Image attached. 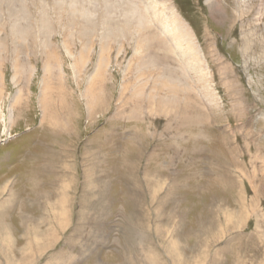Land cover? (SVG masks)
<instances>
[{"label":"rangeland","instance_id":"rangeland-1","mask_svg":"<svg viewBox=\"0 0 264 264\" xmlns=\"http://www.w3.org/2000/svg\"><path fill=\"white\" fill-rule=\"evenodd\" d=\"M0 264H264V0H0Z\"/></svg>","mask_w":264,"mask_h":264},{"label":"bare ground","instance_id":"bare-ground-1","mask_svg":"<svg viewBox=\"0 0 264 264\" xmlns=\"http://www.w3.org/2000/svg\"><path fill=\"white\" fill-rule=\"evenodd\" d=\"M12 1V0H11ZM15 2V1H14ZM13 2V3H14ZM151 6V5H150ZM136 14V13H135ZM145 16H140L139 18H140V20L141 21H143V19H145V21H148V19L147 18H144ZM148 17V16H147ZM174 17L175 18H173V19H175V22H176V24L178 25L177 26V28H176V26H175V28L177 29H175V30H173V32L172 33H170V36H168V37H171V38H173L174 39V41L178 44V45H181L182 44V42L181 41H183V40H181V39H184L189 45H187V46H189L190 47V49L192 50L191 52H194V55H195V57L197 58V59H199L200 60V58H201V55H200V53H199V51H198V48H197V46H196V44L195 43H193L192 42V32H191V30H190V28H189V26L187 25V24H184V22L179 18V17H177V15H174ZM149 18V17H148ZM150 20V19H149ZM144 22V21H143ZM150 22V21H149ZM149 22L147 23V24H149ZM142 24H144V23H142ZM175 24V25H176ZM152 26L149 24V29L150 30H148L149 32H148V35L149 36H154V29H153V27L151 28ZM166 27H168V26H166ZM171 27V26H170ZM173 27V26H172ZM174 28V27H173ZM23 31H24V28L21 26V25H19V24H15V26L13 25V29H12V32L14 33V34H23ZM147 31V30H146ZM179 31V32H178ZM167 33V32H166ZM157 35V34H156ZM167 35H169V34H167ZM16 36V35H15ZM19 37V36H18ZM16 37H14L13 39H15ZM14 42H15V40H14ZM16 43V42H15ZM185 44V43H184ZM160 45V44H159ZM15 48L16 49H19V50H21L22 49V45H15ZM14 48V49H15ZM15 49V50H16ZM23 50V49H22ZM183 52H184V54H188V51L187 50H183ZM22 53V52H21ZM51 54V53H50ZM53 54H51L50 56H52ZM185 57H186V59H187V56L185 55ZM189 57V56H188ZM52 58H54V57H52ZM51 59V58H50ZM190 60V59H189ZM50 61V60H49ZM200 62V61H199ZM16 66L17 67H21L22 66V68H23V64L21 65V63H22V60H20L19 58L16 60ZM75 65H77V64H75ZM50 66H51V62H49V64L47 65V70L46 71H49V68H50ZM52 66H53V64H52ZM26 67V66H25ZM194 67V66H193ZM22 68H21V70H22ZM77 68V67H76ZM77 70H79L78 68H77ZM80 71V70H79ZM196 71V70H195ZM19 72H20V70H19ZM52 76H51V75ZM50 74L48 75V80H47V82L45 81V83H44V89L42 90V92H44V90H50V88H48L49 86H50V82L53 80V74H52V72H50ZM180 77V76H179ZM199 78H201V77H199ZM206 78V77H205ZM46 79V78H45ZM175 88H177L176 86H175ZM52 89V88H51ZM182 89V88H181ZM48 90V91H49ZM88 90V89H87ZM90 90V89H89ZM92 90V89H91ZM178 90V89H177ZM180 90V89H179ZM176 91V90H175ZM43 95H45V93L43 94ZM43 95H42V98H41V102H42V105H43V107L45 108V103L44 102H46V99H47V96L46 97H44L43 98ZM46 95H49V94H46ZM89 95V94H88ZM190 95V94H189ZM50 96V95H49ZM92 96V95H91ZM188 97V96H187ZM46 98V99H45ZM95 98V97H94ZM93 98V99H94ZM90 99V98H89ZM17 102V99L14 101V103H16ZM89 102V101H88ZM46 104H47V102H46ZM88 105H89V103H88ZM15 106V105H14ZM189 107V106H188ZM200 111H202V110H200ZM202 115V114H201ZM200 115V116H201ZM204 115V114H203ZM199 116V115H198ZM199 116V117H200ZM191 118H193V117H191ZM174 248H176V247H174ZM177 251V250H176Z\"/></svg>","mask_w":264,"mask_h":264}]
</instances>
